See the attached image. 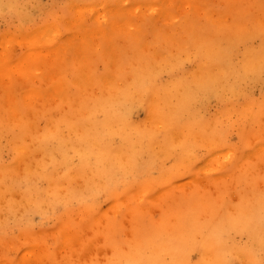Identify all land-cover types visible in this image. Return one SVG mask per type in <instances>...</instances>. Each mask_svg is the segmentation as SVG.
Here are the masks:
<instances>
[{
  "label": "bare ground",
  "instance_id": "obj_1",
  "mask_svg": "<svg viewBox=\"0 0 264 264\" xmlns=\"http://www.w3.org/2000/svg\"><path fill=\"white\" fill-rule=\"evenodd\" d=\"M123 1L113 0L115 6H105L104 0L98 2L100 5L96 0L88 3V9L90 5L92 10L101 7L89 22L79 16L76 22L71 20L72 24L50 13L52 20H44L30 31L21 25L20 36L0 33L4 50L15 43L26 44L25 50L11 60V56L6 57L9 52L5 55L0 51V219L46 210L59 197L65 201L76 196L82 203V209L68 210L61 218L57 237L65 247L63 254L32 246V250L22 249L28 254L31 251L29 255L26 252L28 256L4 258L0 264H230L231 259L237 264H264V253L260 252L264 247V185L256 189L259 182L264 183V139H260L264 131L262 136H257L260 130L251 136L248 130L245 135L243 128L239 139L247 148L240 155H235L233 148L211 150L205 166L185 178L188 181L183 179L186 183L174 179L176 184L169 181L172 185L151 191L148 179L135 184L132 178L130 189L108 187L117 177L125 178L141 167L139 157L144 154L148 164L158 160L157 155H172L176 163H183L193 148H199L198 142L207 143L206 154L216 146L223 147L218 141L224 135H217L223 134L221 119L218 123L212 118L205 127L204 120L197 117L196 103L211 94L237 93V86L264 75L262 4L247 0L245 14L234 19L235 30L224 16L233 12L237 0H221L225 8L219 17L205 16L210 21L206 29L191 15L201 13L200 9L208 12L212 0H129L131 5L121 6ZM29 2L0 0V15L21 13ZM184 3L186 10L181 8ZM76 4L69 7L73 16L81 8ZM243 19H247L244 25ZM68 24L73 25L71 32L58 37ZM243 30L260 34L261 41L241 54L236 52L237 40L233 44L230 37ZM149 38L159 46L144 49L151 43H147ZM221 40L228 42L223 52L218 47L223 48L225 41L217 44ZM190 47L197 56L188 70H182L179 58H191L192 54H187ZM225 51L233 59L224 55ZM68 52L70 62L66 61ZM127 64L128 71L124 69ZM164 72L166 77L162 78ZM137 107L143 111V118L132 121L130 114ZM225 108V118L235 111L237 116L251 114L254 121L264 119L262 102L243 104L240 110H234L232 104ZM261 124L264 126V121ZM70 152L79 159L78 165L75 170L62 172L60 165L71 162ZM4 154L9 161L5 162ZM102 190L108 197L106 205L112 208L111 217L101 208L92 215L85 214L84 209L96 204L95 192ZM86 195L91 198L88 205ZM157 207L162 211L153 219L150 214ZM126 217L131 220L124 228L121 218ZM3 222L1 219L0 224ZM117 231L125 235L118 241ZM239 234L247 241H234L233 236ZM99 236L112 247L104 261L96 260L102 256L96 252ZM192 251L197 253L196 260L190 257Z\"/></svg>",
  "mask_w": 264,
  "mask_h": 264
},
{
  "label": "rangeland",
  "instance_id": "obj_2",
  "mask_svg": "<svg viewBox=\"0 0 264 264\" xmlns=\"http://www.w3.org/2000/svg\"><path fill=\"white\" fill-rule=\"evenodd\" d=\"M49 1V2H48ZM75 1V2H74ZM81 1V2H80ZM80 1H78V0H30V4H27V6L23 9V11L25 10V12L27 11V13H25L24 12V14L22 13L23 11H21V13H18V14H16V15H14L13 13L11 14V15H9V16H6V17H1V15H0V33H3V32H5V33H11V34H13V35H15V36H17L16 34L18 33V35L20 34V31L22 30V29H25V28H27L26 30L27 31H30L31 30V28H34V27H36V26H41V24H42V22H44V20L46 21V20H52V15H50V13L52 14L53 13V15L55 16H58V15H60V16H62L63 18H65V19H67V20H69L70 21V23H72V24H74L73 22H76L75 20H78L79 18H81V17H83L82 19L83 20H86L87 22H89V19H90V17H92V15L94 14V11L95 10H97L98 8L100 9L101 7H98V6H95V7H97V9H95V10H92L90 7H91V5H90V7H89V9L87 8L88 6H89V4L88 3H94V1L95 0H80ZM86 1H89V2H86ZM103 0H96V5H100L98 2H102ZM105 1V6H115V5H117L116 3H114L113 2V0H104ZM199 1V0H198ZM246 1L247 0H237L236 1V8H234V10H233V12L232 13H227L224 17H228V18H223V19H225L224 21H230L231 22V24H230V27H232V28H236V27H234V25H232V24H234V19L236 18V17H238V16H243V15H240V14H245V10H247V9H243V7L245 6V5H247V3H248V1H251V0H248L247 1V3H246ZM256 1H258V2H260L261 4H262V8H260L259 9V12H260V16L262 17V18H264V12H262V10H264V0H256ZM39 2V3H38ZM68 2H69V4H68ZM108 2V3H107ZM112 4H111V3ZM214 2H216V4L214 3ZM219 2H221V3H219ZM62 3V4H61ZM78 4V6H81V8H80V10H78V11H76V12H73L74 14L75 13H77L78 15H74L73 16V14H70V9H69V7L71 6V5H73V4ZM87 3V4H86ZM110 3V4H109ZM124 3V4H123ZM242 5H241V4ZM243 3H245L244 5H243ZM76 4V5H77ZM131 5V3H129V0L127 1H123L122 3H120V5L121 6H126V5ZM209 4L211 5V8H209V10H208V12H205V11H202L201 9L199 10V11H201V13L202 14H204V16H202V15H200V17L198 16L199 14H201L200 12H195V14H192L191 16H193L195 19H196V22H198L199 23V26L202 28V25H204L203 26V28H207V26H208V24H209V22L210 21H208V19H205V16L207 15V16H215V18L216 17H219L218 15H219V11H222V9H224L225 8V4H224V2H222L221 0H212V1H209ZM69 5V6H68ZM82 5H84V6H82ZM142 5V4H141ZM183 5V4H182ZM181 5V6H182ZM105 6H103V7H105ZM184 6H186L185 5V3H184V5L181 7L182 8V10H186L187 9V7H184ZM35 7V8H34ZM66 7H68V9L66 8ZM239 7V8H238ZM242 7V8H241ZM27 8V9H26ZM37 8H38V11H37ZM83 8V9H82ZM183 8H185V9H183ZM213 8V9H212ZM238 8V9H237ZM137 9V8H136ZM48 10V11H47ZM89 10H91V12L89 13ZM181 10V11H182ZM211 10H212V12H211ZM215 12H214V11ZM226 10H227V8H226ZM242 10V11H241ZM65 11H68V12H65ZM79 11L81 12V13H79ZM88 11V12H87ZM180 11V10H179ZM65 12V13H64ZM211 12V13H210ZM228 12V11H227ZM235 12V13H234ZM237 12V13H236ZM83 13H85V14H83ZM87 13V14H86ZM180 13V12H179ZM199 13V14H198ZM214 15H213V14ZM233 13H234V15H233ZM22 14V15H21ZM26 14V15H25ZM29 14H31V15H29ZM58 14V15H57ZM68 14V15H67ZM70 14V15H69ZM82 14V15H81ZM183 14V13H182ZM181 13L179 14L180 16L182 15ZM198 14V15H197ZM210 14H212V15H210ZM218 14V15H217ZM231 14V15H230ZM237 14V15H236ZM17 15H18V17H17ZM46 15V16H45ZM67 15V16H66ZM84 15V16H83ZM55 16V17H56ZM64 16H66V17H64ZM80 16V17H79ZM206 16V17H207ZM79 17V18H78ZM86 17V18H85ZM87 17H88V19H87ZM69 18V19H68ZM142 19V18H141ZM73 22H72V21ZM247 19H243V25L244 24H246V23H244V21H246ZM137 21V23H140L141 22V20H139V19H137L136 20ZM52 22V21H51ZM203 24H202V23ZM201 23V24H200ZM224 23V25H228V24H226L227 22H223ZM33 24V25H32ZM141 24V23H140ZM21 25H22V29H21ZM34 25H36V26H34ZM232 25V26H231ZM73 25H67L66 26V29H65V31H64V29H62V30H60L61 31V33H60V35H58V37L60 36V37H63V35L65 34V33H68V32H71V29L73 28L72 27ZM226 26H224V27H226ZM69 28V29H68ZM71 28V29H70ZM245 28V27H244ZM219 29V28H218ZM233 29V30H234ZM16 30V31H15ZM219 30H221V28L219 29ZM235 30H237V28L235 29ZM239 30V29H238ZM213 31V30H212ZM208 32V31H207ZM220 32V31H219ZM240 34V33H239ZM20 36V35H19ZM18 36V37H19ZM229 36H231V35H229ZM228 36V37H229ZM234 37H236V38H234ZM231 39H233V44H235L234 43V41H236L237 40V42H236V52L237 53H240L241 52V54H242V52L244 51V50H246V49H252V48H256L259 44H260V41H261V39H260V34L258 35V33H255V32H253V31H248V32H244V30H243V32H241V34L240 35H238V34H236V35H233V38L232 37H230ZM151 41V43H149ZM225 40H221V41H217V44L219 45V44H222L223 45V42H224ZM125 42V41H124ZM124 42H123V44H124ZM128 43V42H127ZM147 43H149V44H146L144 47V49H146V46L148 47V48H150V49H152L151 47H153V45L154 46H156V44L159 46V42H155L154 40L152 41L150 38H149V41L147 42ZM226 43H228V42H226L225 41V43H224V45H223V48H222V46H220L219 45V47H218V49L219 50H221L222 52H223V50H224V47L227 45ZM125 44H126V42H125ZM22 45V46H21ZM151 45V46H150ZM187 46H190L189 44H187ZM25 48H26V44L25 43H17V45H16V43L15 44H13L10 48H7L6 50H4V49H2L1 48V46H0V51H5V55H7L6 57H9V56H11V57H9V59L11 60V59H14L16 56H18L22 51H24L25 50ZM193 49V47H190L189 48V52L187 53V50L186 49H184L186 52L185 53H187L188 55V57H191V54H192V51L190 52V50H192ZM195 49V48H194ZM128 51L129 52H133V48H129L128 49ZM7 52H9V53H7ZM16 52V53H15ZM7 53V54H6ZM3 54V55H4ZM194 54V53H193ZM192 54V57L191 58H188L187 60L185 59V57H183L184 59H181V58H179V61H178V64H180V66L182 67V68H180V69H182V70H188L191 66H192V64H193V59H194V57L195 56H197V55H193ZM224 55H226L229 59L230 58H232L233 59V56L230 54V53H228V52H224L223 53ZM181 56H183L184 54H183V52L180 54ZM71 57V55L69 54V52H68V54H67V57H66V61H68V62H70V57ZM130 58V57H129ZM234 58H236V59H239L240 58V56H235ZM68 59V60H67ZM203 61V60H202ZM99 64V67H102V64L101 63H98ZM127 65H129V64H127ZM127 65L126 66H124V69L126 70V71H128L129 69H130V65H129V67H127ZM127 67V68H126ZM129 68V69H128ZM166 77V75H165V72L163 73V76H162V78H165ZM260 79H258V80H256V79H254V82H253V79L252 80H250L248 83H246V84H244V86H237V88H238V90H234V91H237V93H234V94H228V95H221V96H217V95H213V94H211V95H208L204 100H201V101H197V103H196V110L198 111L197 112V117L199 118V119H201L202 121H203V125L206 127V125L208 126V124H209V120H212V118H214L213 120L215 121V122H217L218 121V123H219V121H220V119H221V121L223 122H221L220 121V123H219V126H221V124H222V128L220 129V131H222V135H220V132H219V134H217L218 135V138H219V136L221 137V136H223V139H222V137H221V139H220V141H218V139H217V141H218V144H220V142H221V144L220 145H222L223 147H220V146H216L215 148H212V149H210V148H208L207 150H209L208 152H207V154H206V148L208 147V145H207V143L205 144V143H203V142H198L199 144L198 145H196V146H198L199 148H197V147H195V148H193L194 150V152L192 151V154L191 155H189L188 157H189V159L187 160V158H185L184 160H182L181 162H183V163H185V164H183V163H179V162H177L176 163V159H174L173 158V156L172 155H169V156H167V157H163V156H161V155H157V159L158 160H156V161H154V162H150V164H148V162H147V157H145L146 155L144 154L143 156H140L139 158H140V160H139V162L141 163V167H137V169L136 170H134V173L133 174H135V175H133V174H129V173H127L128 175H129V178H128V175L127 176H125V178L124 177H117L116 178V182H110V184L108 185V187H116V190H121V189H130V188H132V186L134 185L133 183L131 184V182H130V179H132V178H134L135 179V184H139V182L141 183V182H143L144 180H146V179H148L150 182V185L148 186L149 188H151V191H154V190H161L163 187H167V186H169V184L172 182L173 184H176V182L174 181L173 182V180L175 179H177V180H183V179H185V178H188L189 176H190V174L191 173H193V171H195V170H197V168H203V166H205L204 165V163H205V161L210 157V153H211V150L213 151V149H222V148H224V149H226V148H233V151H234V154L235 155H240V153L241 152H243L246 148H244V144H243V141H242V139H239V137H241L242 138V136H239V135H241V134H243L244 133V130H245V128H246V130H245V135H246V133L248 132L251 136L252 135H254V136H256L257 135V133H258V130H260V132L258 133V135L257 136H262V131H264V126H261L262 124H261V122L262 121H264V119H261L260 121H254L251 117H250V113H248V114H250V115H243V114H241L240 116H237V114H236V112L235 111H232L231 112V114L229 115V116H231V117H229V118H225V116H227V114H226V108L225 109H223L224 107H227V106H229V105H234V110H240L241 109V105H243V104H246V103H250V104H253L254 102L255 103H260V102H262V103H264V89H262V88H264V75H262L261 77H259ZM256 82V83H255ZM262 84V85H261ZM260 87V88H259ZM252 90V91H251ZM250 91V92H249ZM257 93V94H256ZM247 96V97H246ZM234 101V102H233ZM245 101V102H244ZM238 107V108H237ZM230 108V107H229ZM236 108V109H235ZM62 109H66L65 107H62ZM134 110H135V112H134ZM138 110V111H137ZM222 111V113H220ZM224 111V112H223ZM132 114H130V119L132 120V121H137V120H141L142 118H143V111L141 110V108H138L137 107V109L136 108H134L133 110H132V112H131ZM135 113V114H134ZM226 114V115H225ZM213 115V116H212ZM234 115V116H233ZM212 116V117H211ZM249 116V117H248ZM238 117V118H237ZM246 117V118H245ZM262 117H264V116H262ZM261 117V118H262ZM240 118V119H239ZM225 119V120H224ZM234 119V120H233ZM207 120V121H206ZM230 120V121H229ZM241 120H243V121H241ZM249 120V121H248ZM252 120V121H251ZM224 121H227V126L225 125L226 124V122H224ZM240 123H238V122ZM42 121H40V123H41ZM251 122V123H250ZM253 122V123H252ZM255 122H257V124L255 123ZM258 122H259V124H258ZM225 123V124H224ZM233 123V124H232ZM244 124V125H243ZM251 124V125H250ZM41 125H42V123H41ZM41 125H40V127H41ZM223 125H224V127H223ZM231 125V126H230ZM249 125V126H248ZM229 126V127H228ZM250 126H252L253 128H250ZM259 126H261L262 127V129H261V127L259 128ZM227 129H226V128ZM233 127V128H232ZM240 127V128H239ZM225 128V132H223V130L222 129H224ZM243 128H244V130H243ZM257 128H259V129H257ZM238 131H237V130ZM63 130H64V128H63ZM248 130V131H247ZM208 131V130H207ZM240 131H242V132H240ZM247 131V132H246ZM257 131V132H256ZM63 132H65V130L63 131ZM237 132V133H236ZM253 132H255L254 134H253ZM208 133V132H207ZM240 133V134H239ZM261 133V134H260ZM235 134H236V136H235ZM260 134V135H259ZM248 136L250 139H251V136ZM215 136H216V134H215ZM230 137H232V138H230ZM234 137V138H233ZM216 138H217V136H216ZM226 138V139H225ZM252 138H255V137H252ZM260 137H258L257 139H259ZM260 139H264V137H261ZM223 140V141H222ZM241 143H240V142ZM217 143V142H216ZM202 144H204V147L202 148ZM218 144H216V145H218ZM242 144V145H241ZM200 145V146H199ZM227 145V146H226ZM229 145V146H228ZM205 146H207V147H205ZM237 146V147H236ZM211 147H213V146H211ZM236 147V148H235ZM199 149V150H198ZM236 151V152H235ZM238 151V152H237ZM71 153V152H70ZM201 153V154H200ZM197 154V155H196ZM204 154H206V155H204ZM71 157H70V163H68L67 165H60V171H62V172H68V170H70L71 169V171L72 170H75L74 168L78 165V161H79V159L78 158H75L76 156H72V153L71 154H69ZM205 156V157H204ZM142 157V158H141ZM204 157V158H203ZM144 158H145V161H144ZM194 158H196L195 160H194ZM4 159H5V162H7V161H9L10 159H8V155L7 154H4ZM6 159H8V160H6ZM142 159V160H141ZM194 160V163L192 162L193 160ZM161 160V161H160ZM190 160H192V161H190ZM186 161V162H185ZM160 162H162V163H160ZM188 162H192L191 164L190 163H188ZM139 163V164H140ZM143 163H145V164H143ZM158 163H160V164H158ZM169 165H168V164ZM198 163V164H197ZM181 164H183V165H181ZM191 165L192 166V168H189V167H191V166H189V165ZM165 165V166H164ZM188 167H187V166ZM72 166V167H71ZM172 166V167H171ZM182 166L183 167H185L184 169H187V170H183V168H182ZM195 166V167H194ZM63 167V168H62ZM163 167V168H162ZM170 167V168H169ZM144 168V169H143ZM177 169V170H176ZM193 169V170H192ZM139 170V171H138ZM159 170V171H158ZM179 170V171H178ZM135 171H136V173H135ZM138 171V172H137ZM166 171V174L164 173ZM168 171V172H167ZM176 171V172H175ZM182 171H185V172H182ZM170 172V173H169ZM173 173V175H172V173ZM164 173V174H163ZM177 173H179V174H177ZM189 173V174H188ZM138 174H139V176H138ZM143 174H145V176L143 175ZM152 174V175H151ZM169 174V175H168ZM144 177H143V176ZM163 175V176H162ZM186 175H187V177H186ZM135 176V177H134ZM142 176V177H141ZM157 176L160 178H158L157 179ZM178 176V177H177ZM150 177H152V179L150 178ZM119 179V180H118ZM147 180V181H148ZM155 180V181H154ZM176 180V181H177ZM185 180H187V179H185ZM185 180H183V181H185ZM119 181V182H118ZM169 181H171L170 183H169ZM183 181H181L182 183H184ZM188 181V180H187ZM187 181H185V183L187 182ZM177 183V185H180V184H182V183ZM172 183L170 184V185H172ZM75 184H78V180H76V182H75ZM164 184V185H163ZM259 184V185H258ZM257 185H258V187L256 188L257 190H259V189H262V187H260V186H262V185H264V183H261V182H259ZM150 186H152V187H150ZM125 187V188H124ZM160 188V189H159ZM103 191V190H102ZM99 191V192H95V194L96 195H94V197H93V199L95 200V202H96V204H95V206L94 207H91V206H89L90 207V209H84V211H85V214H88V215H92V214H94V213H96V211L99 209V208H101L102 210H104V211H106L107 212V215L109 216V217H111V215H112V208H110V207H108V200H107V198L108 197H106V191ZM68 199L67 200H63V198H58L57 200H55V202H53V203H55V204H51V205H49V207L51 206L52 207V209H51V207L49 208H47L44 212L43 211H30V212H28V213H26V214H24L23 215V217H18V215H16L15 216V219H14V217L13 218H10V219H4V218H1L2 219V221H6V222H3L2 224H0V226H2L3 227V229L0 227V260L1 259H4V258H8L9 260H14L15 259V257L17 258L18 256L17 255H19V254H23V255H25V256H28L30 253H31V251H29V254H28V252L27 251H24L23 252V250H28V248H29V250H32L31 249V247L33 246V247H42V248H46V249H49V250H51V251H53L54 249H55V251H56V253H64V249H65V247L64 246H61L58 242H59V235H58V230H59V227H60V225L62 224V222L63 221H61V218L63 217V215L68 211V210H72V209H82V207H81V202H80V200H79V197H76V196H71V197H67ZM61 199V200H60ZM91 198L88 196V195H86L85 196V203L88 205L89 203H90V201H87V200H90ZM58 200H60V201H58ZM81 203V204H80ZM106 204H108V205H106ZM94 205V204H93ZM71 209H70V208ZM67 208V209H66ZM69 208V209H68ZM51 209V210H50ZM2 210H5V209H2ZM48 210H50V211H48ZM111 210V211H110ZM123 210V209H122ZM158 210V211H157ZM48 211V212H47ZM53 211V212H52ZM161 211H162V209L161 208H158L157 207V209H153L152 211H151V213L152 214H150V216L153 218V219H155V217H159L160 216V214H161ZM34 212V213H33ZM91 212V213H90ZM44 213V214H43ZM142 214L143 213H141L140 215L142 216ZM145 215V214H144ZM76 216H79V215H76ZM140 216V217H141ZM146 216V215H145ZM155 216V217H154ZM25 217V218H24ZM143 217V216H142ZM29 218V219H28ZM35 218V219H34ZM0 219V220H1ZM25 219V220H24ZM123 219V220H122ZM13 220H17V222H14ZM23 220L25 221L24 223H23ZM125 220V221H124ZM130 220H131V218H129V217H126V218H121V221H122V223H123V227L124 228H126L127 226H129V223H130ZM26 221H28L27 223H26ZM103 221V224H104V220H102ZM102 221H101V223H102ZM9 223V224H8ZM15 223V224H14ZM100 222L97 224V225H100L99 227L101 228V226H102V224H101ZM97 225H95V226H97ZM27 226V227H26ZM14 227V228H13ZM42 228V229H41ZM52 229V231H49V230H51ZM45 230V231H44ZM54 230V231H53ZM89 230V231H88ZM23 231V232H22ZM26 231V232H25ZM28 231V232H27ZM30 231V232H29ZM47 231V232H46ZM56 231V232H55ZM91 228H89V229H87V235H88V237H89V235H91ZM36 232H38L37 234H36ZM46 232V233H45ZM10 233V234H9ZM12 233V234H11ZM14 233V234H13ZM21 233V234H20ZM28 233H29V235H28ZM35 233V234H34ZM40 233V234H39ZM57 233V234H56ZM20 235V237H19V235ZM33 234H34V236H33ZM42 234V235H41ZM46 234V235H45ZM14 235V236H13ZM27 235V236H26ZM31 235V236H30ZM57 235H58V237H57ZM29 237L30 238V241H28L26 238H24V237ZM33 236V238H31ZM121 236L123 237V236H125L124 235V231H121V232H119V231H117L116 233H115V239L118 241L120 238H121ZM233 236V235H232ZM237 235H234L233 236V239H234V241H236V242H238V240L239 239H241V240H239V242L238 243H243L244 241H247V239H246V237H245V239H244V241H242V239L244 238V235H241V234H239L238 235V237H236ZM15 237V238H14ZM36 237V238H35ZM243 237V238H242ZM237 238V239H236ZM7 240V241H6ZM9 240V241H8ZM24 240V241H23ZM26 240V241H25ZM33 240H35V241H33ZM99 240V241H98ZM242 241V242H241ZM16 242V243H15ZM6 243H8V244H6ZM10 243V244H9ZM6 244V245H5ZM17 244V245H16ZM58 246H57V245ZM100 244H101V247H100V249L98 248L99 246H100ZM16 245V246H15ZM109 245V246H108ZM10 248H9V247ZM54 246V247H53ZM56 246V247H55ZM96 252L99 254V253H101L102 254V256L101 257H98L97 255L98 254H95V257L97 256V258H96V260H102V261H104L106 258H108V255H110L111 254V249H112V247H111V245L110 244H107V242H105V241H103L102 240V238L99 236L98 237V239H97V243H96ZM105 246L107 247V248H105ZM62 247H64L63 248V250H62ZM103 247V248H102ZM26 248V249H25ZM39 248V249H40ZM57 248H58V250H57ZM111 248V249H110ZM17 249V250H16ZM23 249V250H22ZM22 250V251H21ZM105 250V251H104ZM23 252V253H21V252ZM58 251H60V252H58ZM67 251V250H66ZM26 252H27V254H26ZM39 252V251H38ZM37 252V253H38ZM54 252V251H53ZM106 252V253H105ZM260 252H262V253H264V247H262L261 248V250H260ZM16 254V255H15ZM101 254H99V256L101 255ZM190 254V257L193 259V260H196V258H197V253H195V251L193 252H190L189 253ZM195 254V255H194ZM22 255V256H23ZM58 255V254H57ZM60 255V254H59ZM104 255H107L106 257L104 256ZM20 257V256H19ZM18 257V258H19ZM2 261V260H1ZM99 261V262H100ZM234 262V263H233ZM230 264H237V262L235 261V260H230Z\"/></svg>",
  "mask_w": 264,
  "mask_h": 264
}]
</instances>
